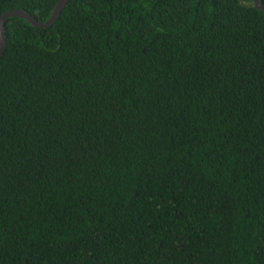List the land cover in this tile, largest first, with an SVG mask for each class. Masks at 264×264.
Segmentation results:
<instances>
[{"label": "trees", "instance_id": "1", "mask_svg": "<svg viewBox=\"0 0 264 264\" xmlns=\"http://www.w3.org/2000/svg\"><path fill=\"white\" fill-rule=\"evenodd\" d=\"M6 35L0 264H264L253 0H70Z\"/></svg>", "mask_w": 264, "mask_h": 264}, {"label": "water", "instance_id": "2", "mask_svg": "<svg viewBox=\"0 0 264 264\" xmlns=\"http://www.w3.org/2000/svg\"><path fill=\"white\" fill-rule=\"evenodd\" d=\"M70 0H60L59 3L55 6L51 17L45 22L37 21L31 14L26 11H10L0 18V59L3 57L6 49H7V35H6V23L7 20L11 18H20L31 24L35 28L39 29H49L60 18L63 10L66 8L68 2ZM254 5L257 9L264 12V2L263 0H253Z\"/></svg>", "mask_w": 264, "mask_h": 264}]
</instances>
